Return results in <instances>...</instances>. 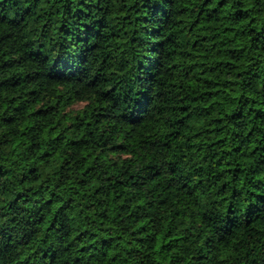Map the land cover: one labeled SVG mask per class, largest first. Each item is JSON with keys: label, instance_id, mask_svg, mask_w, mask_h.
I'll list each match as a JSON object with an SVG mask.
<instances>
[{"label": "clouds", "instance_id": "clouds-1", "mask_svg": "<svg viewBox=\"0 0 264 264\" xmlns=\"http://www.w3.org/2000/svg\"><path fill=\"white\" fill-rule=\"evenodd\" d=\"M0 264H264V0H0Z\"/></svg>", "mask_w": 264, "mask_h": 264}, {"label": "trees", "instance_id": "trees-1", "mask_svg": "<svg viewBox=\"0 0 264 264\" xmlns=\"http://www.w3.org/2000/svg\"><path fill=\"white\" fill-rule=\"evenodd\" d=\"M197 27L198 28H205V29H207V28H211L212 27V22L211 21H208V22H202L201 24H198L197 25ZM201 36H204V37H207V36H209L210 35V33L209 32H207V31H204V32H201V33H199ZM37 103H39V102H37ZM57 103V101H53V106L55 105ZM5 107H6V105H5ZM30 111H37L36 109H31ZM40 112H42V113H44V112H47V109L46 108H44V109H40L39 110ZM59 119H60V117H59V114L56 116V121L57 122H59ZM53 129H55L54 131H53ZM60 132H61V129L60 128H57L56 127V124L55 123H53V124H50V125H48V127H46L45 129H44V133H43V135H44V138L45 139H47L48 138V136H49V134H51V136H52V138L53 139H55V138H58L59 137V135H60ZM81 154L83 155V156H85V157H87L88 156V153L86 152V151H84V150H81ZM57 159H59V155L56 157ZM85 168H87L88 166H89V161L86 159L85 160Z\"/></svg>", "mask_w": 264, "mask_h": 264}]
</instances>
